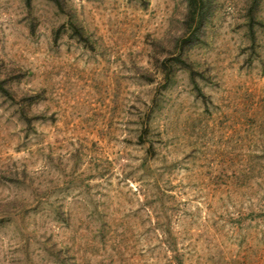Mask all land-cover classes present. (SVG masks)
<instances>
[{
    "label": "rangeland",
    "instance_id": "374dc122",
    "mask_svg": "<svg viewBox=\"0 0 264 264\" xmlns=\"http://www.w3.org/2000/svg\"><path fill=\"white\" fill-rule=\"evenodd\" d=\"M60 2L0 0V264H264V0L182 64L184 0Z\"/></svg>",
    "mask_w": 264,
    "mask_h": 264
},
{
    "label": "trees",
    "instance_id": "16d2710c",
    "mask_svg": "<svg viewBox=\"0 0 264 264\" xmlns=\"http://www.w3.org/2000/svg\"><path fill=\"white\" fill-rule=\"evenodd\" d=\"M51 3H53L58 9L62 10V3L60 2V0H47ZM186 2V17H185V23L186 25H188V27H192V31L189 33V37H187V39H185L182 43V45L179 48L178 54L177 56L174 58V62L175 63H183V60L181 59L182 57V49L184 47V45L186 43H189L190 41L194 40L195 37L197 36L198 31L200 30L202 24L204 21H206L207 19V14L210 12L211 10V0H184ZM25 5L30 8L32 0H24ZM251 8V6H250ZM248 9L247 12V16H248V21L250 23V27H251V23L253 20V12L252 9ZM71 29L73 32V35L75 37H77L80 41H84V37L81 33V31L78 30V28L74 25L71 24ZM252 40H253V36H251ZM173 63V61H172ZM172 63H168V66H166L167 68H161L163 69L164 72V78L166 81L169 80V74L171 73V65ZM169 70V71H168ZM191 71V69H190ZM191 80L192 82L194 81V72L191 71ZM0 94L5 95L6 97H9L10 94L8 92V90H6L5 87V82L4 80H0ZM175 264H183L182 259L180 257L179 254H175L173 257Z\"/></svg>",
    "mask_w": 264,
    "mask_h": 264
}]
</instances>
